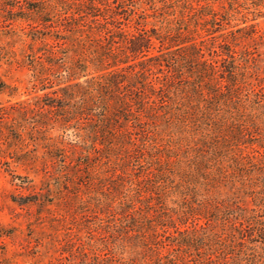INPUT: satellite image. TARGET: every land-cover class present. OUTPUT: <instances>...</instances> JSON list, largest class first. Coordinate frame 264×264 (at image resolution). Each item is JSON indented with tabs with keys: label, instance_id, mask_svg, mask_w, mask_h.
Instances as JSON below:
<instances>
[{
	"label": "rangeland",
	"instance_id": "1",
	"mask_svg": "<svg viewBox=\"0 0 264 264\" xmlns=\"http://www.w3.org/2000/svg\"><path fill=\"white\" fill-rule=\"evenodd\" d=\"M115 26L159 40L111 67ZM228 207L264 210V0H0V264H244Z\"/></svg>",
	"mask_w": 264,
	"mask_h": 264
},
{
	"label": "trees",
	"instance_id": "2",
	"mask_svg": "<svg viewBox=\"0 0 264 264\" xmlns=\"http://www.w3.org/2000/svg\"><path fill=\"white\" fill-rule=\"evenodd\" d=\"M124 1H121L123 4ZM117 6L120 4L118 1ZM189 7L192 8V5L189 4ZM200 7V6H199ZM203 8V7H202ZM137 12H139V9L134 8ZM201 9V7H200ZM205 9V8H204ZM206 10V9H205ZM204 11V10H203ZM141 12V11H140ZM201 16H211V19L209 20H204L205 23H212L215 24L216 22V15L214 13H200ZM93 16V15H92ZM95 17V15H94ZM104 17V16H103ZM108 17V16H107ZM110 18V17H109ZM110 19H113L114 21H117L119 19H116L115 17H112ZM219 26H222L221 23L218 24ZM121 26V25H120ZM118 31L121 33L118 35V42L115 43L112 41L113 44H117L116 46H119L120 44H123V48H127L129 52L126 54L125 51L123 52V58L124 59H117V55H115L112 50L114 51L118 47L114 46L111 44V47L109 48L110 53L112 54L111 57V62L112 66L111 67H131L135 66L134 63H131L132 60H125L133 58L138 56L140 53L149 51L152 45H154L155 40H159L158 36L155 33H150L149 31H139V33H131L128 32V30H124L122 27H116ZM208 32V30H206ZM115 39V38H113ZM176 41L171 43L168 47L174 48L178 47L180 45H184L187 48L188 52H183L184 50H181L182 47L178 48V51H182L183 56H191L192 58H195L196 60L192 61L193 67L195 66V63H197L198 66L204 65V62H207L206 59H204V50L199 48L195 43H192V41H182L179 43L177 41V44H175ZM129 54H132L133 56L131 57ZM119 58V57H118ZM158 58V57H154ZM157 62L156 66L157 67H172L169 66V62L164 60V59H158L155 60ZM168 64V65H166ZM142 66V64H138ZM175 67V66H174ZM121 69L119 71H115L114 73H111V83L114 85V87L117 89L120 87V83H122V77L124 75L119 74ZM118 78L120 81H118ZM119 85V86H118ZM118 86V87H117ZM123 96H126L125 93L122 94ZM148 99L145 97L138 98V101H130L128 100L125 102L124 98L122 97L121 99V108L124 107V111L128 112L131 103H138L137 105H146L148 104L147 101ZM120 108V107H119ZM239 211H234L233 209H225L221 211V220L226 221L230 223L231 228L233 229L234 232L237 233V239L238 241L236 242L237 250L234 249H229V248H234V246L228 245L226 248H228V251L225 252L226 254H231V255H236L239 260H241L244 264H263L264 263V210L262 212L260 211H255L252 210V213L245 215L243 209H238ZM233 235H231L232 237ZM218 244V240L216 241ZM261 250V251H257ZM226 251V250H225ZM165 258V257H164ZM159 259V258H158ZM167 262L171 263V260L166 259ZM159 264V263H158Z\"/></svg>",
	"mask_w": 264,
	"mask_h": 264
}]
</instances>
